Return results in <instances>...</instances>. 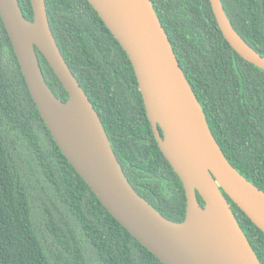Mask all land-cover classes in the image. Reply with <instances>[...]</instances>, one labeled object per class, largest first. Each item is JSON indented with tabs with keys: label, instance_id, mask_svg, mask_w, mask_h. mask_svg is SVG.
<instances>
[{
	"label": "trees",
	"instance_id": "1",
	"mask_svg": "<svg viewBox=\"0 0 264 264\" xmlns=\"http://www.w3.org/2000/svg\"><path fill=\"white\" fill-rule=\"evenodd\" d=\"M44 1L59 50L97 111L128 182L163 217L182 221L184 189L154 139L126 53L86 0ZM220 1L236 33L264 57V0ZM18 3L32 20L30 1ZM151 3L217 144L264 192V72L229 46L208 0ZM36 54L50 90L66 101ZM225 197L264 264V234ZM0 264H161L61 154L30 98L1 19Z\"/></svg>",
	"mask_w": 264,
	"mask_h": 264
},
{
	"label": "water",
	"instance_id": "2",
	"mask_svg": "<svg viewBox=\"0 0 264 264\" xmlns=\"http://www.w3.org/2000/svg\"><path fill=\"white\" fill-rule=\"evenodd\" d=\"M29 1L32 20L18 0H0V19L52 140L104 209L161 264H260L225 195L264 234V192L217 144L151 0L86 1L126 53L157 146L181 181L186 209L180 222L163 217L128 182L97 111L59 50L45 1ZM208 1L229 46L264 72V57L236 33L221 1ZM36 50L66 101L50 90Z\"/></svg>",
	"mask_w": 264,
	"mask_h": 264
}]
</instances>
